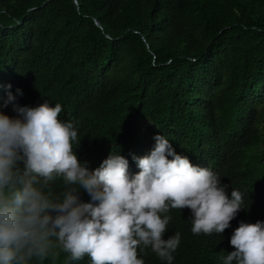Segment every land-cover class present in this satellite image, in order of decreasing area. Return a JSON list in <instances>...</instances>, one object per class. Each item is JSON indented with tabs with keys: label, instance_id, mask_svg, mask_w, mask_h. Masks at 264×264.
I'll return each mask as SVG.
<instances>
[{
	"label": "trees",
	"instance_id": "obj_1",
	"mask_svg": "<svg viewBox=\"0 0 264 264\" xmlns=\"http://www.w3.org/2000/svg\"><path fill=\"white\" fill-rule=\"evenodd\" d=\"M45 101L74 124L90 172L119 154L137 174L133 156L163 135L243 194L221 235H193L191 211L170 210L163 238L181 236L172 264H223L240 222H264V0H0V112L19 118ZM50 188L62 199V179ZM138 258L167 264L150 247ZM31 264L91 261L54 247Z\"/></svg>",
	"mask_w": 264,
	"mask_h": 264
},
{
	"label": "clouds",
	"instance_id": "obj_2",
	"mask_svg": "<svg viewBox=\"0 0 264 264\" xmlns=\"http://www.w3.org/2000/svg\"><path fill=\"white\" fill-rule=\"evenodd\" d=\"M16 111L19 118L0 112V264H31L54 247L91 264H144L139 253L150 247L172 264L181 236L163 238L170 210L189 209L193 235L211 236L221 235L244 208L240 191L229 196L216 173L177 154L163 135L154 137L149 154L133 156L137 174L129 176L119 154L90 172L74 152V124L59 119V103ZM57 179L66 188L62 199L50 188ZM80 188L90 202L79 200ZM229 243L235 250L223 264H264V222H240Z\"/></svg>",
	"mask_w": 264,
	"mask_h": 264
},
{
	"label": "water",
	"instance_id": "obj_3",
	"mask_svg": "<svg viewBox=\"0 0 264 264\" xmlns=\"http://www.w3.org/2000/svg\"><path fill=\"white\" fill-rule=\"evenodd\" d=\"M95 24L99 27V25L97 23H95Z\"/></svg>",
	"mask_w": 264,
	"mask_h": 264
}]
</instances>
